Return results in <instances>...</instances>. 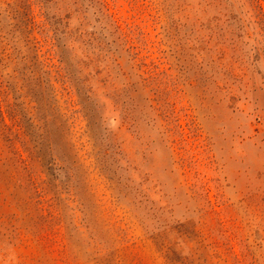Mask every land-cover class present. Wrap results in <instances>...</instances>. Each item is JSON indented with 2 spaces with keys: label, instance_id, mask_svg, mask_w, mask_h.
I'll use <instances>...</instances> for the list:
<instances>
[{
  "label": "rangeland",
  "instance_id": "rangeland-1",
  "mask_svg": "<svg viewBox=\"0 0 264 264\" xmlns=\"http://www.w3.org/2000/svg\"><path fill=\"white\" fill-rule=\"evenodd\" d=\"M0 264H264V0H0Z\"/></svg>",
  "mask_w": 264,
  "mask_h": 264
}]
</instances>
